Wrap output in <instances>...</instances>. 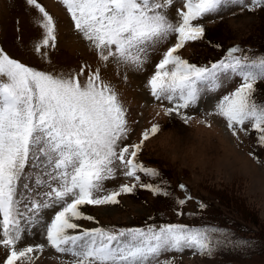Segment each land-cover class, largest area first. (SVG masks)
<instances>
[{
    "label": "snow or ice",
    "instance_id": "obj_1",
    "mask_svg": "<svg viewBox=\"0 0 264 264\" xmlns=\"http://www.w3.org/2000/svg\"><path fill=\"white\" fill-rule=\"evenodd\" d=\"M60 3L100 63L94 69L87 63L78 69L58 68L50 52L42 51L56 49L57 21L38 0H24L42 16L35 21L41 37L34 51L48 68L28 66L0 47V247L5 250L0 264H32L33 255L44 245H18L25 237L34 239L37 229L48 246L73 258L71 264H175L162 257L186 249L212 256L221 244L245 245L247 241L218 239L214 233L220 230L210 227L164 223L84 229L77 221L98 223L82 211L84 206L119 204L122 194H133L137 188L153 196L172 195L165 180L142 182L140 174L153 179L162 175L138 160L145 142L161 126L153 123L138 143L126 142L130 138L127 110L102 76L110 61L117 68L142 72L150 53L174 37L175 43L163 52L147 80L164 116L175 115L189 124L193 117L185 110H195L206 95L225 88L235 77V90L223 95L215 112H206L199 122L211 127L207 116L215 114L238 141V131L247 135L248 124L264 146V103L255 99L258 82H264V55L232 46L218 61L198 66L179 54L187 42L205 38L200 23L204 17L237 5L251 11L249 5L244 0H182L183 8L171 16L175 0ZM251 3L259 8L264 0ZM117 167L132 183L109 190L107 182L116 177ZM178 187L184 190V198H176L173 209L179 217L193 197L183 183ZM198 207L207 205L200 202ZM52 210L49 220L45 213Z\"/></svg>",
    "mask_w": 264,
    "mask_h": 264
},
{
    "label": "rangeland",
    "instance_id": "obj_2",
    "mask_svg": "<svg viewBox=\"0 0 264 264\" xmlns=\"http://www.w3.org/2000/svg\"><path fill=\"white\" fill-rule=\"evenodd\" d=\"M38 2L58 24L56 49L42 51L50 52L51 60L58 68L78 69L81 63H87L94 69L100 61L82 35L75 31L60 0ZM244 3L252 10H242L237 5L219 15L204 17L200 23L205 28V38L187 42L179 51L181 57L198 66L205 65L218 61L232 46H239L250 54L264 55L259 44L264 41V4L257 8L251 0H244ZM182 8V0H175L170 15L176 16L177 9ZM39 19L42 16L34 7L26 6L24 0H0V47L26 65L44 70L48 68L47 63L38 58L34 51V43L41 37V29L35 24ZM174 43L175 38L172 37L156 52L150 53L149 62L142 72L117 68L111 61L102 69V76L114 86L127 110L130 129L127 143H138L141 133L153 123L161 126L160 132L145 142L138 160L146 167L158 169L162 175L154 179L140 175L142 182L167 181L172 195L153 196L151 192L137 188L133 194H122L118 198L119 204L84 206L82 211L93 216L98 223L87 220L77 223L84 229L100 226L145 227L147 224L164 223H182L193 228L219 229L220 224L226 228L240 227L246 230L245 235H254L257 239L261 237V240H248L239 248L235 244L224 243L212 256H202L186 249L182 253H167L162 259H173L175 264H264V146L257 140L258 133L248 124L245 125L249 129L248 134L238 131V141L227 129L226 121L215 114L207 116L211 127L199 122L205 120L206 112H215V103L223 95L235 90L238 78L234 77L233 81L216 93L206 95L195 110H185L193 117L189 124L186 125L175 115L165 117L160 104L150 94L147 80L154 74L155 64L162 59L163 52ZM257 89L255 99L259 100V94L263 98L258 103H264V82H258ZM169 130L185 146V155L181 160L162 155L157 146L162 133ZM125 183H132V180L126 178L123 170L117 167L116 177L107 182V187L116 190ZM181 183L193 200L180 209L184 214L178 217L173 209L177 208L176 198H184V190L178 187ZM37 199H40L39 195ZM200 202L206 203L207 207L200 209ZM54 211L45 213L49 220ZM214 235L220 240L229 238L221 232ZM36 243L43 244L44 248L33 255L32 264H71L73 258L57 253L48 246L39 229L34 239L25 237L18 246ZM4 257L5 250L0 247V261Z\"/></svg>",
    "mask_w": 264,
    "mask_h": 264
},
{
    "label": "clouds",
    "instance_id": "obj_3",
    "mask_svg": "<svg viewBox=\"0 0 264 264\" xmlns=\"http://www.w3.org/2000/svg\"><path fill=\"white\" fill-rule=\"evenodd\" d=\"M162 155L173 160H181L185 155V146L171 130L163 132L157 141Z\"/></svg>",
    "mask_w": 264,
    "mask_h": 264
},
{
    "label": "trees",
    "instance_id": "obj_4",
    "mask_svg": "<svg viewBox=\"0 0 264 264\" xmlns=\"http://www.w3.org/2000/svg\"><path fill=\"white\" fill-rule=\"evenodd\" d=\"M259 44H260V46H261V48H262V50H264V41L262 42H259ZM262 45H263V47H262ZM258 95V97H259V100H257V102L258 101H261L262 100V98H263V96H260L259 94H257ZM224 225H219L218 226V228H219V230L220 231H218L219 233L221 232L222 234H227V236L232 240H235V241H248V240H253V241H255V240H261V237H259V239H257L256 238V236H254V235H245V229H242V228H240V227H235V228H233L232 226L231 227H223ZM228 238V239H229Z\"/></svg>",
    "mask_w": 264,
    "mask_h": 264
}]
</instances>
